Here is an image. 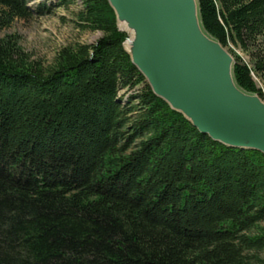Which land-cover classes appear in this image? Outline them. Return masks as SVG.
I'll list each match as a JSON object with an SVG mask.
<instances>
[{
  "label": "trees",
  "instance_id": "trees-1",
  "mask_svg": "<svg viewBox=\"0 0 264 264\" xmlns=\"http://www.w3.org/2000/svg\"><path fill=\"white\" fill-rule=\"evenodd\" d=\"M197 3L222 47L253 46L252 68L229 51L233 77L264 100L251 75L264 81V0ZM0 9L29 15L24 0ZM76 18L102 36L47 70L0 41V264H264V156L157 98L107 0H82Z\"/></svg>",
  "mask_w": 264,
  "mask_h": 264
},
{
  "label": "water",
  "instance_id": "water-1",
  "mask_svg": "<svg viewBox=\"0 0 264 264\" xmlns=\"http://www.w3.org/2000/svg\"><path fill=\"white\" fill-rule=\"evenodd\" d=\"M132 65L200 134L264 156V102L241 90L234 59L201 26L197 0H107Z\"/></svg>",
  "mask_w": 264,
  "mask_h": 264
},
{
  "label": "rangeland",
  "instance_id": "rangeland-1",
  "mask_svg": "<svg viewBox=\"0 0 264 264\" xmlns=\"http://www.w3.org/2000/svg\"><path fill=\"white\" fill-rule=\"evenodd\" d=\"M24 1L29 9L26 18L10 20L0 9V41H4L9 47L18 51L27 63H34L42 70L52 67L63 48L80 44L91 45L102 36L100 32L81 30L78 27L76 14L82 8V0H71L64 6H57V0ZM40 5H43L44 9L42 13L38 11ZM259 41H262L261 47L264 51V37L259 38ZM247 48L243 50L230 43L225 49L230 55L232 52L240 57L242 63L252 68L251 53L254 48L252 45ZM251 75L264 96V81L253 72ZM131 94V90H119L117 95L128 99ZM261 226L264 227V222ZM255 254L264 258V251Z\"/></svg>",
  "mask_w": 264,
  "mask_h": 264
}]
</instances>
